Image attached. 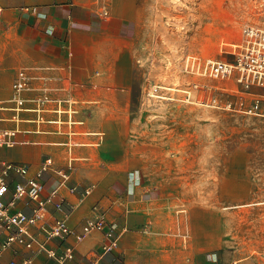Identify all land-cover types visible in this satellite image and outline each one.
Segmentation results:
<instances>
[{
  "label": "rangeland",
  "instance_id": "374dc122",
  "mask_svg": "<svg viewBox=\"0 0 264 264\" xmlns=\"http://www.w3.org/2000/svg\"><path fill=\"white\" fill-rule=\"evenodd\" d=\"M111 2L107 18L97 0L90 4L103 22L113 18L115 0ZM138 2L146 7V16L133 33L132 49L117 42L116 50L119 65L129 52L133 61L126 106L118 109V121L125 125L117 139L125 143L119 155L125 149L129 154L121 168H132V175L147 186L165 190L174 185L191 193L195 264H264V102L256 108L254 95L262 90L245 93L235 78L213 80L183 69L188 55L233 62L232 45L240 41L243 27H264V0ZM21 70L29 74L27 67L17 73ZM15 77L0 88L2 106H13L8 100ZM68 89V98L74 99L73 80ZM30 93L35 92L27 91L26 98ZM0 116L13 117L14 112L4 109ZM14 147L0 148V174ZM10 198L11 191L3 200ZM117 229L122 238L123 229ZM121 238L110 253L101 247V262L126 264Z\"/></svg>",
  "mask_w": 264,
  "mask_h": 264
},
{
  "label": "crops",
  "instance_id": "0c3cea01",
  "mask_svg": "<svg viewBox=\"0 0 264 264\" xmlns=\"http://www.w3.org/2000/svg\"><path fill=\"white\" fill-rule=\"evenodd\" d=\"M91 2L0 0V88L17 76V70L27 67L35 88L46 89L54 99H68L65 78L70 76L78 111L72 125H61L62 133L52 122L57 118L53 112L43 113L40 124L28 125L26 120L37 119L33 112L20 114L22 125L15 124L14 116H1L3 128L29 129L17 134L18 146L11 150L9 161L27 164L36 172L51 157L52 166L41 172L43 196L58 185V172H67L70 185L79 189L76 194L61 193L73 204L70 225L79 230L88 219L103 218L107 229H123V237L116 236L121 238L119 251L124 263L195 264L197 250L189 230L196 207L190 205L194 200L191 193L174 185L165 190L147 186L132 175V168H121L129 162V154L125 149L119 155L125 143L117 139L125 125L118 121V109L123 111L128 97L125 87L133 61L129 52L119 65L116 50L118 43L132 49L133 33L146 16V7L138 0H115L112 20L103 22ZM32 7L37 10L32 11ZM47 107L54 109L55 104ZM62 119L67 121L68 115ZM88 187H92L91 194L83 196ZM107 241L102 232L87 237L75 249L74 264H103L101 247ZM9 259L7 255L3 264ZM35 263L54 264L44 255Z\"/></svg>",
  "mask_w": 264,
  "mask_h": 264
},
{
  "label": "built area",
  "instance_id": "2783aa9c",
  "mask_svg": "<svg viewBox=\"0 0 264 264\" xmlns=\"http://www.w3.org/2000/svg\"><path fill=\"white\" fill-rule=\"evenodd\" d=\"M100 3V14L107 18L111 13V0H97ZM36 11V7H32ZM231 53L235 55L233 62L212 60L199 56L188 55L183 64L186 73L213 80H230L235 78L242 84L245 93L254 87L260 88L262 93L254 94L255 107L264 102V27L247 24L242 29L241 39L232 45ZM67 81L72 77L67 76ZM198 87V85H197ZM27 91L35 92L26 98ZM157 91V89H156ZM161 97L160 95H157ZM243 100L244 97H241ZM9 103L13 106H2L0 111L7 109L14 112L13 120L16 125H22V112H33L36 120H26L29 123L43 122L45 112H53L57 118L52 121L59 125L58 132L62 133L61 125H72V117L78 111L74 107L75 101L68 99H54L46 89H37L32 85V76L25 70L17 73L12 83V94ZM217 105V99L212 100ZM27 103H33L31 108ZM54 103L55 108L49 109L48 104ZM225 107L233 108L232 103ZM68 115L64 121L62 115ZM0 116V123L2 122ZM29 129H7L0 125V148H12L18 142L17 134ZM53 164L48 157L39 171H32L27 164L15 161H3L0 174V264L10 255L8 264H36L39 256L44 255L54 264H74L75 249L87 237L95 233H104L108 241L103 245L106 253L112 252L118 246V237L112 228L107 229L104 219H88L79 230L70 225L73 204L64 197L62 191L76 194L79 189L71 186V177L67 172H58L60 180L49 195L43 196L44 185L41 182V172L47 171ZM11 191V198L4 202V197ZM92 187L82 191L83 196H89Z\"/></svg>",
  "mask_w": 264,
  "mask_h": 264
},
{
  "label": "bare ground",
  "instance_id": "6f19581e",
  "mask_svg": "<svg viewBox=\"0 0 264 264\" xmlns=\"http://www.w3.org/2000/svg\"><path fill=\"white\" fill-rule=\"evenodd\" d=\"M250 112H254V111H250ZM256 113H258V112H256Z\"/></svg>",
  "mask_w": 264,
  "mask_h": 264
}]
</instances>
